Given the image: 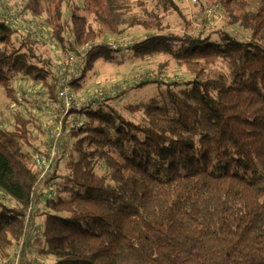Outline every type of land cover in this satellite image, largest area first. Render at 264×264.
<instances>
[{
	"label": "trees",
	"instance_id": "16d2710c",
	"mask_svg": "<svg viewBox=\"0 0 264 264\" xmlns=\"http://www.w3.org/2000/svg\"><path fill=\"white\" fill-rule=\"evenodd\" d=\"M216 2L230 28L214 37L173 31L166 17L181 13L177 0H50L56 65L0 12V87L19 101L17 76L43 81L58 103L48 132L62 123L73 140L68 150L61 134L41 176L34 156L49 139L36 144L33 116L0 122L1 262L23 240L19 264H264V0ZM206 13L214 26L213 8ZM127 50L169 57L135 85L158 88L126 106L140 118L107 101L116 92L64 114L59 91L86 97L87 73ZM171 59L187 77L166 79ZM39 234L49 262L32 256Z\"/></svg>",
	"mask_w": 264,
	"mask_h": 264
},
{
	"label": "rangeland",
	"instance_id": "374dc122",
	"mask_svg": "<svg viewBox=\"0 0 264 264\" xmlns=\"http://www.w3.org/2000/svg\"><path fill=\"white\" fill-rule=\"evenodd\" d=\"M74 1L77 4L81 3V0ZM147 1L149 2L150 0ZM177 1L181 13L170 12L166 17L167 24L171 26L173 31L179 33L187 30L200 32V29L201 31L204 29L205 35L211 34L212 32V36L216 37L218 33L213 31L214 29L230 28V26L227 27V20H225L223 10L217 7V0ZM50 6V0H0V12H6L10 15V18L16 25L20 26V24H23V26H25L24 31H32L30 35L31 43L36 45L46 56H49L56 65L58 64L57 61L60 48L57 47L56 42L51 39L54 24L50 19ZM210 7L213 8L212 18L210 19L215 23L214 26H210V23H208L209 19L206 11ZM81 12L87 14L91 20L93 19L92 15L85 10H81ZM31 21L34 22L36 26L29 27L28 29L27 24ZM107 30L108 29L105 28L104 34L107 33L106 37H110ZM140 31H142L140 28L133 30L135 33H140ZM122 38H128L131 41L134 40L132 36H124ZM125 53L126 54L116 53L115 58L121 61H99L94 69L90 70L83 79L84 87L80 89L79 93H81L82 96H88L105 88L115 89L116 91L113 92V94L116 92L115 95L111 96L107 101L116 105L127 117L136 120L140 118L141 113H132L126 109V106L130 103H138L146 100L158 92L157 84L135 87L136 83L145 78L146 72L155 71L156 73L159 65L169 57L162 54L155 57L140 58L133 55L131 50H127ZM221 66L225 67V64L221 63ZM188 74L189 72L184 66L172 59L170 65L166 67L164 72V76L168 80L187 77ZM14 86L16 88L17 97L18 93H21V97H18L19 101L9 95L3 87H0V122L5 125H11L13 113L16 111L30 114L33 116L31 128L38 137L36 144L39 145L41 149H44L47 144V139L50 141L48 127L57 124V119H54V117L57 114L56 106L58 103L52 102L51 104L49 102L46 90L47 87H45L43 81L39 80L35 82L30 77L22 78L17 76L14 80ZM94 104L97 105L96 102ZM39 124H43V126L39 128ZM69 134L67 130L62 134L63 143L67 144L68 150L71 148L73 141H68V138H70ZM68 160L69 156L66 155L62 160L59 175H63L67 172ZM60 179L62 180L63 178L59 177L58 180ZM44 218L45 214L38 215L37 222L39 227L42 226ZM21 239L24 238H20V240ZM22 243L23 240L21 242L17 241L11 252H17L21 248ZM42 244V237L39 234L36 236V239L32 241V256H35L40 262L44 260L49 262L52 258L40 252ZM0 264H5V262L0 261Z\"/></svg>",
	"mask_w": 264,
	"mask_h": 264
},
{
	"label": "built area",
	"instance_id": "2783aa9c",
	"mask_svg": "<svg viewBox=\"0 0 264 264\" xmlns=\"http://www.w3.org/2000/svg\"><path fill=\"white\" fill-rule=\"evenodd\" d=\"M30 23L27 24L28 28L34 27L36 25L32 21ZM63 80H66V78H64ZM110 93L113 94V92L111 91L101 90L99 92L88 95L84 98H80L79 100H75V98L71 94V90L69 89V87L65 86L63 89L59 91L58 96L65 102L66 108L64 110V114H67L69 108L72 106L83 107L90 103H95V102L102 103L103 99H105L109 95H112ZM18 97H21V93H18ZM78 123H81V120ZM49 132H50L49 147L47 148L46 151L38 152L34 156L35 164L38 167H40L42 171L41 176L49 174L52 171V165L58 153L57 147H58L59 138L62 134V123L59 126L51 128V131ZM59 144H61V142ZM22 245L23 243L21 244V248L17 252L13 253L11 258L7 262H5V264H19L21 258Z\"/></svg>",
	"mask_w": 264,
	"mask_h": 264
}]
</instances>
